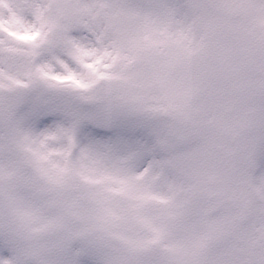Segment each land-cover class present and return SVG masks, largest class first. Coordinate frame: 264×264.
I'll list each match as a JSON object with an SVG mask.
<instances>
[{
	"label": "clouds",
	"instance_id": "clouds-1",
	"mask_svg": "<svg viewBox=\"0 0 264 264\" xmlns=\"http://www.w3.org/2000/svg\"><path fill=\"white\" fill-rule=\"evenodd\" d=\"M38 2L39 56L0 31V264H264V0ZM124 3L150 42L52 79L88 23L129 55Z\"/></svg>",
	"mask_w": 264,
	"mask_h": 264
},
{
	"label": "snow or ice",
	"instance_id": "snow-or-ice-1",
	"mask_svg": "<svg viewBox=\"0 0 264 264\" xmlns=\"http://www.w3.org/2000/svg\"><path fill=\"white\" fill-rule=\"evenodd\" d=\"M3 10H0V31L20 39L39 35L40 41L25 52V55L36 57L47 45L48 41L44 35V28L35 21L44 19V9L38 0H0ZM121 13L118 21L113 26L123 29L125 40L123 47L129 53L128 56L121 55V45L114 43L106 46L101 34L96 30L94 23L85 24L84 32L86 43L71 42L67 55L86 72V79H77L74 75L66 77H52L54 80L70 81L76 89L86 90L93 87L99 80L109 79L107 71L112 68L118 60H131L142 45L150 42L151 22L144 19L145 6L139 3H124L121 5ZM95 37V40L93 38ZM36 71L42 78H47L43 66H37ZM18 83V81H12Z\"/></svg>",
	"mask_w": 264,
	"mask_h": 264
}]
</instances>
